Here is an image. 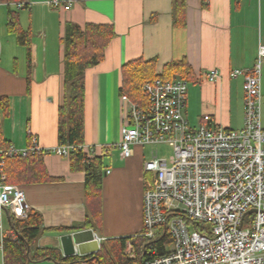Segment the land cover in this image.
Masks as SVG:
<instances>
[{"label": "crops", "instance_id": "crops-1", "mask_svg": "<svg viewBox=\"0 0 264 264\" xmlns=\"http://www.w3.org/2000/svg\"><path fill=\"white\" fill-rule=\"evenodd\" d=\"M173 1L71 0V7L64 9L49 6L46 0H0L2 147L23 148L33 138L44 150L59 144L58 109L65 94L60 38L66 24L81 28L86 23L110 24L114 29L104 59L84 72L82 146L103 155L105 165L100 217L89 228L105 239L143 230L144 184L149 177L143 164L155 148L133 145V154L123 157L118 146L129 107L119 90L125 62L155 57L160 72L167 62L185 59L191 68L184 107L190 127L243 125V76L230 74L251 68L259 45L264 44V0H185L178 23H174ZM20 2L25 5L18 7ZM10 12L16 13L19 27L30 35L29 59L27 46L9 29ZM211 69L218 72L214 81L207 79ZM41 160L37 171L45 179L17 185L25 193L29 211L42 218L36 245L61 251L62 234L85 229L79 227L88 210L85 173L72 169L69 157L43 153ZM9 215V210L3 212L5 232ZM74 226L78 229L65 230ZM42 260L30 259L27 264ZM0 264H4L1 250Z\"/></svg>", "mask_w": 264, "mask_h": 264}, {"label": "built area", "instance_id": "built-area-1", "mask_svg": "<svg viewBox=\"0 0 264 264\" xmlns=\"http://www.w3.org/2000/svg\"><path fill=\"white\" fill-rule=\"evenodd\" d=\"M46 3L64 9L72 4L71 0ZM263 65L264 44H260L251 68L231 71L232 77L243 76V125L237 129L214 124L190 127L184 116L187 81L182 78L146 81V109L123 96L129 107L127 122L120 129L122 156H131L133 145L166 144L172 148L168 159L153 155L143 164L149 177L143 193L144 231L138 235L149 241L138 260L132 243L126 242L124 253L134 264H264ZM217 77L216 69L207 73L209 81ZM77 148L84 149L82 145L58 144L44 150L36 138L23 148L2 147L0 142L1 251L3 212L9 210L17 219H24L29 212L21 187L5 182L1 170L5 156L55 153L69 157ZM88 152L93 153L92 148ZM161 227L166 228L170 240L163 242L159 252L151 241ZM93 235L100 249L105 238ZM167 243H171L170 249ZM72 256L75 259L66 264H99L91 257L83 258L77 250Z\"/></svg>", "mask_w": 264, "mask_h": 264}, {"label": "trees", "instance_id": "trees-1", "mask_svg": "<svg viewBox=\"0 0 264 264\" xmlns=\"http://www.w3.org/2000/svg\"><path fill=\"white\" fill-rule=\"evenodd\" d=\"M185 9V0L173 1L174 23H178ZM9 29L16 33L17 41L27 46L29 59V33L22 30L17 23L15 12L9 13ZM114 29L110 24L86 23L84 28L67 23L65 34L60 38L63 45V62L65 77L64 103L58 109V141L59 144L80 146L83 144V109H84V72L87 68L99 64L105 55V48L114 37ZM157 59L137 58L125 62L121 66V95L128 98L140 108H148L149 101L143 91V84L156 78L172 80L191 77V68L185 59L172 60L163 65L160 72L156 71ZM0 101V109H1ZM42 155L28 153L5 156L2 172L5 182L20 184L26 181L45 179L38 174L37 168L42 163ZM103 155H95L84 149L77 148L69 155L72 169H81L85 173V201L87 215L79 227L89 228L100 217V203L102 179L105 173ZM20 187V186H19ZM199 224L194 227L197 229ZM42 218L37 212L29 211L24 219H17L9 215V229L2 240L4 264H27L30 259H48L59 264H66L76 256H63L55 247H39L36 245L41 234ZM78 227H69L65 230H76ZM144 231V230H142ZM164 233V234H163ZM164 235L159 239V236ZM163 239V240H162ZM165 227L158 228L155 243L159 252L163 251V242L169 241ZM130 241L137 254V260L146 249L149 241L142 235L107 238L101 243L95 255L91 257L99 264H134L124 253L126 242Z\"/></svg>", "mask_w": 264, "mask_h": 264}, {"label": "water", "instance_id": "water-1", "mask_svg": "<svg viewBox=\"0 0 264 264\" xmlns=\"http://www.w3.org/2000/svg\"><path fill=\"white\" fill-rule=\"evenodd\" d=\"M250 211H254L253 209ZM63 256H72L75 250L80 255H95L99 251L97 241L94 239L93 230L85 228L71 233L62 234L59 237Z\"/></svg>", "mask_w": 264, "mask_h": 264}, {"label": "rangeland", "instance_id": "rangeland-1", "mask_svg": "<svg viewBox=\"0 0 264 264\" xmlns=\"http://www.w3.org/2000/svg\"><path fill=\"white\" fill-rule=\"evenodd\" d=\"M261 78H262V89H261V123L263 125V123H264V69H263V67H262V72H261ZM153 149L154 150L156 149V152L155 153H149V157H152L153 155H155L157 158H165V159H168L170 157V155L172 154V148L169 147L166 144H158V145H155V148L153 147ZM166 248L167 249H170L171 248V243H167L166 244ZM35 264H57V263L55 261H52V260H42V261H39V262H37Z\"/></svg>", "mask_w": 264, "mask_h": 264}, {"label": "bare ground", "instance_id": "bare-ground-1", "mask_svg": "<svg viewBox=\"0 0 264 264\" xmlns=\"http://www.w3.org/2000/svg\"><path fill=\"white\" fill-rule=\"evenodd\" d=\"M162 252V251H161Z\"/></svg>", "mask_w": 264, "mask_h": 264}]
</instances>
